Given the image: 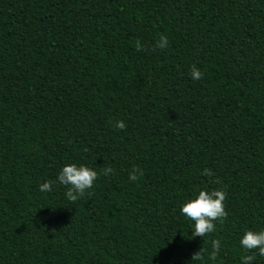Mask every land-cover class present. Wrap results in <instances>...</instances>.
<instances>
[{"label":"trees","instance_id":"16d2710c","mask_svg":"<svg viewBox=\"0 0 264 264\" xmlns=\"http://www.w3.org/2000/svg\"><path fill=\"white\" fill-rule=\"evenodd\" d=\"M70 163L92 189L40 190ZM214 189L228 217L193 238L181 207ZM247 230L264 231V0H0V264H264Z\"/></svg>","mask_w":264,"mask_h":264},{"label":"clouds","instance_id":"9594fccd","mask_svg":"<svg viewBox=\"0 0 264 264\" xmlns=\"http://www.w3.org/2000/svg\"><path fill=\"white\" fill-rule=\"evenodd\" d=\"M168 46V38L161 34L156 42V47L164 49ZM137 51H142L143 48L139 41H137ZM190 76L193 80H200L204 73L200 71L195 65L192 66ZM115 127L123 130L126 124L123 121H116ZM84 151H88L84 148ZM114 169L110 166L104 167L100 172L104 176L114 174ZM98 172L85 165H76L74 163L66 164L60 170L57 180H48L40 185L42 192H51L52 185L57 181L59 184L67 187L66 197L71 202H76L83 197L89 189H92L96 180L98 179ZM142 171L133 167L129 173L130 181H137L142 176ZM204 176H213L211 169L205 168L202 172ZM90 194V193H89ZM227 193L222 189L214 190H200L195 198L189 199L181 207V214L194 222L192 237H205L212 234L216 230V222L223 223L227 217L228 212L225 208V200ZM240 245L248 252L258 250V255L264 257V231L247 230L240 239ZM207 250L200 248L192 254L191 261H200L204 264L205 252ZM221 251V241L216 238L211 240V252L208 253V259L216 261ZM256 254L244 255L241 257L242 264H253Z\"/></svg>","mask_w":264,"mask_h":264}]
</instances>
